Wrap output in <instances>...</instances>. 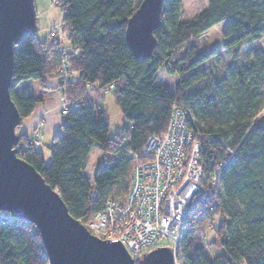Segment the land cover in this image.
<instances>
[{
	"label": "trees",
	"instance_id": "obj_1",
	"mask_svg": "<svg viewBox=\"0 0 264 264\" xmlns=\"http://www.w3.org/2000/svg\"><path fill=\"white\" fill-rule=\"evenodd\" d=\"M57 5L61 38L77 52L66 61L67 80L57 75L65 59L57 38L27 36L14 48L9 93L21 124L57 88L67 106L60 112L61 132L48 146L49 164L38 150L41 134L37 148L33 134H17V156L59 194L69 215L85 224L107 201L123 204L132 162L128 152H139L151 136L163 133L180 108L200 146L202 193L182 222L177 261L264 264V118L258 117L264 109V53L240 60L243 48L264 35V0H206L186 21H180V0H163L153 32L157 45L143 60L134 58L125 36L136 0H57ZM220 23L221 41L198 49V37ZM220 51L233 63L206 84L205 64ZM161 72L177 78L173 89L157 83ZM50 78L56 79L55 88L47 84ZM111 91L129 125L113 139L98 96ZM93 150L100 154L90 184L85 170ZM203 227L211 229V239L199 245L195 233ZM0 264H48L33 225L18 219L0 223Z\"/></svg>",
	"mask_w": 264,
	"mask_h": 264
},
{
	"label": "water",
	"instance_id": "obj_2",
	"mask_svg": "<svg viewBox=\"0 0 264 264\" xmlns=\"http://www.w3.org/2000/svg\"><path fill=\"white\" fill-rule=\"evenodd\" d=\"M163 0H141L125 36L135 59L151 57ZM37 32L34 0H0V212L31 223L48 264H173L169 247H157L134 262L120 243L101 240L73 219L59 194L17 156L20 125L10 98L14 48Z\"/></svg>",
	"mask_w": 264,
	"mask_h": 264
},
{
	"label": "built area",
	"instance_id": "obj_3",
	"mask_svg": "<svg viewBox=\"0 0 264 264\" xmlns=\"http://www.w3.org/2000/svg\"><path fill=\"white\" fill-rule=\"evenodd\" d=\"M58 49L65 54V59L57 75L66 81V61L76 57L77 52L71 47ZM66 107L62 99L60 112L65 113ZM186 119V113L175 108L163 133L151 136L139 152H128L132 162L125 201L123 204L107 201L101 211L92 214L83 224L97 238L120 243L134 262L153 250L157 242L165 240L164 247L173 251V264H180L176 247L182 235V222L194 199L202 193L200 146L186 129ZM39 136L40 130H36L31 142L34 148L40 145ZM102 163L105 165L106 161ZM217 170L211 175L214 185ZM13 219L17 218L0 212V223L8 224Z\"/></svg>",
	"mask_w": 264,
	"mask_h": 264
},
{
	"label": "rangeland",
	"instance_id": "obj_4",
	"mask_svg": "<svg viewBox=\"0 0 264 264\" xmlns=\"http://www.w3.org/2000/svg\"><path fill=\"white\" fill-rule=\"evenodd\" d=\"M141 0H136V5L140 3ZM35 12H36V25H37V32L36 37L40 41H49L53 38V34L60 42L58 48H69L70 46L65 44L61 38V19H62V12L58 8L57 0H34ZM206 7V0H180V21H186L188 19L193 18L196 14H198L201 10ZM222 30H223V23L215 25L207 32L202 34L197 39V47L198 49H206L212 43L221 41L222 39ZM73 49V48H72ZM254 53H264V35L262 38L254 43L249 44L248 46L244 47L241 53V61L247 62L249 57ZM230 54L225 51H220L219 54L213 58L212 60L208 61L205 64V72L207 75L206 84H209L212 80L214 75L222 76L223 70L232 64ZM176 77H167L163 72L158 75V84L167 85L170 89H173L174 84L176 83ZM96 89L93 86L91 89L88 90L90 92L92 89ZM55 94H58V89H54ZM92 99L96 96L95 94L91 95ZM103 106L107 112V117L109 121V138L113 139L116 136H121L125 129L129 128L128 123L123 120L120 111L115 104L113 91L111 92H101L98 94ZM60 102L62 101L61 95ZM60 115V107L58 109ZM258 117L264 118V109L259 114ZM24 119L22 120V123ZM43 122V119H42ZM50 124V123H48ZM23 126V124H22ZM50 126V125H49ZM36 130H40V134L42 135V126L41 123H38L35 129L33 130L32 134L34 135ZM16 134L20 133L19 126L15 130ZM41 146L38 149L39 152L42 154L45 165L49 164L50 156L48 152V146L50 145V141L47 138L46 133L41 136ZM43 140L47 141L44 142ZM99 152L97 150H93L89 156L88 164L85 170V175L91 184V175L93 166L96 164L97 159L99 157ZM217 221H214L213 227L216 226ZM195 238L198 240V244L201 245L203 242H207L211 239V229L209 227H203L201 229L196 230ZM183 245V230L182 235L179 242V247L181 249ZM167 246L165 240H160L154 245V248L157 247H164Z\"/></svg>",
	"mask_w": 264,
	"mask_h": 264
},
{
	"label": "crops",
	"instance_id": "obj_5",
	"mask_svg": "<svg viewBox=\"0 0 264 264\" xmlns=\"http://www.w3.org/2000/svg\"><path fill=\"white\" fill-rule=\"evenodd\" d=\"M47 84L51 88H55L57 81L54 78H50ZM59 107V94H55V92H53V95L49 100L37 104L31 116L24 119L23 123L21 121L19 126L20 133L31 135L37 124L41 123L43 129L42 135L46 133L48 140L51 142L52 138L61 132L62 121L58 111ZM43 141L47 142L45 140Z\"/></svg>",
	"mask_w": 264,
	"mask_h": 264
}]
</instances>
